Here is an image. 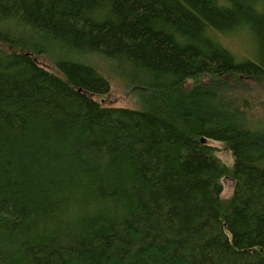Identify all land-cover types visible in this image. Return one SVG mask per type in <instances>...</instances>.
I'll return each mask as SVG.
<instances>
[{
	"label": "trees",
	"instance_id": "trees-1",
	"mask_svg": "<svg viewBox=\"0 0 264 264\" xmlns=\"http://www.w3.org/2000/svg\"><path fill=\"white\" fill-rule=\"evenodd\" d=\"M90 58L136 109L97 101ZM246 80L264 83V0H0V264H264Z\"/></svg>",
	"mask_w": 264,
	"mask_h": 264
},
{
	"label": "rangeland",
	"instance_id": "rangeland-1",
	"mask_svg": "<svg viewBox=\"0 0 264 264\" xmlns=\"http://www.w3.org/2000/svg\"><path fill=\"white\" fill-rule=\"evenodd\" d=\"M252 43L254 41L252 40ZM223 44L226 48H228L231 52L238 54V50L242 52L243 56L248 57L249 53L247 50V44L246 39L242 38V42L239 39H236L234 37H227L223 39ZM257 53V52H256ZM239 55V54H238ZM42 61V60H41ZM260 56L258 63H260ZM88 62L96 67L103 76L108 80L110 84V94L104 97H98L97 101L102 104L105 107H111V108H130V109H136V98L137 93L134 91H130L127 88H125L123 85L120 84V82L109 72L107 66L99 62L97 58H90ZM46 64V61L45 63ZM245 83H247V89L243 90L242 93L246 94L245 96H250V101L255 99L253 104V111L256 114L254 117L255 120H260L259 125H264V83H256L254 80H246ZM251 112V111H250ZM210 145L215 147L218 151V157L229 167L232 166V157L229 151L221 144H217L215 142H209ZM223 197L228 198L232 191H233V182L230 179H223Z\"/></svg>",
	"mask_w": 264,
	"mask_h": 264
},
{
	"label": "bare ground",
	"instance_id": "bare-ground-1",
	"mask_svg": "<svg viewBox=\"0 0 264 264\" xmlns=\"http://www.w3.org/2000/svg\"><path fill=\"white\" fill-rule=\"evenodd\" d=\"M202 142H203V140H202Z\"/></svg>",
	"mask_w": 264,
	"mask_h": 264
}]
</instances>
